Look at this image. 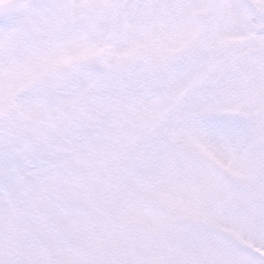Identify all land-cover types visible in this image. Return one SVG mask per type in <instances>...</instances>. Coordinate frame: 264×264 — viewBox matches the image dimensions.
Masks as SVG:
<instances>
[{"label": "snow or ice", "instance_id": "6c2138e0", "mask_svg": "<svg viewBox=\"0 0 264 264\" xmlns=\"http://www.w3.org/2000/svg\"><path fill=\"white\" fill-rule=\"evenodd\" d=\"M0 264H264V0H0Z\"/></svg>", "mask_w": 264, "mask_h": 264}]
</instances>
